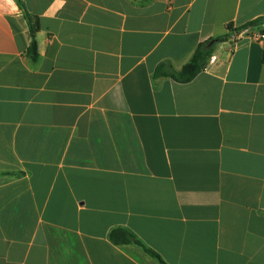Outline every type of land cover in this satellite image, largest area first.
Instances as JSON below:
<instances>
[{"label": "crops", "instance_id": "obj_1", "mask_svg": "<svg viewBox=\"0 0 264 264\" xmlns=\"http://www.w3.org/2000/svg\"><path fill=\"white\" fill-rule=\"evenodd\" d=\"M0 0V264H264V0ZM228 35L227 40L215 39ZM214 42V44H212ZM211 50L189 83L180 71Z\"/></svg>", "mask_w": 264, "mask_h": 264}, {"label": "trees", "instance_id": "obj_2", "mask_svg": "<svg viewBox=\"0 0 264 264\" xmlns=\"http://www.w3.org/2000/svg\"><path fill=\"white\" fill-rule=\"evenodd\" d=\"M15 1L20 6V8L25 10V7L21 0H15ZM25 17L28 21V25L30 27V31L32 35V43L29 50V54L32 57V59L36 60L38 58V43L36 40V35L40 31V21L38 17L30 15L26 10H25ZM261 24H264V18L251 22L250 24L243 26L241 28L235 29L231 25L228 28L231 33L240 34L250 27L258 26ZM262 34H264V31L262 32ZM227 38L228 35L219 37L215 39V41L223 42L227 40ZM210 56H211V50L206 49L205 45L202 44L197 49L196 53L189 61V63H187L180 71L175 70L170 64H162L157 69L156 74L157 76L160 77L172 78L180 83H189L204 70L206 62ZM111 239L117 245H127L135 241L137 244L143 247L146 250V252H148L152 257L160 261L161 264H165V262L162 260L159 254H157L156 252L150 249H147L141 242L136 240L133 233H131L128 230L125 229L115 230L111 235Z\"/></svg>", "mask_w": 264, "mask_h": 264}, {"label": "water", "instance_id": "obj_3", "mask_svg": "<svg viewBox=\"0 0 264 264\" xmlns=\"http://www.w3.org/2000/svg\"><path fill=\"white\" fill-rule=\"evenodd\" d=\"M212 44H214V42H212Z\"/></svg>", "mask_w": 264, "mask_h": 264}, {"label": "built area", "instance_id": "obj_4", "mask_svg": "<svg viewBox=\"0 0 264 264\" xmlns=\"http://www.w3.org/2000/svg\"><path fill=\"white\" fill-rule=\"evenodd\" d=\"M261 35H263V34L261 33Z\"/></svg>", "mask_w": 264, "mask_h": 264}]
</instances>
